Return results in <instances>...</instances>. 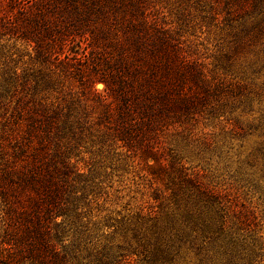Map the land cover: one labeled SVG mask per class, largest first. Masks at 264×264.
<instances>
[{"label":"rangeland","instance_id":"1","mask_svg":"<svg viewBox=\"0 0 264 264\" xmlns=\"http://www.w3.org/2000/svg\"><path fill=\"white\" fill-rule=\"evenodd\" d=\"M75 2L82 8L79 18L70 0H0V145L16 132L13 123L23 108L41 104L78 119L73 133L63 134L88 177L84 227L65 241L73 263L264 264V3L258 16L229 24L224 0ZM33 16L40 18L37 25L25 31L22 19ZM107 30L110 41L120 43L168 34L209 85L195 111L176 115L143 138L141 144L150 140L159 148L161 160L172 161L164 171L122 145L95 96L106 92L105 85L90 68L115 56L102 35ZM31 38H54L53 54L36 55ZM176 77L165 80L166 86L176 85ZM187 82L204 94L192 79ZM1 156L0 149V162ZM196 170L247 214L234 246L166 241L174 176Z\"/></svg>","mask_w":264,"mask_h":264},{"label":"trees","instance_id":"2","mask_svg":"<svg viewBox=\"0 0 264 264\" xmlns=\"http://www.w3.org/2000/svg\"><path fill=\"white\" fill-rule=\"evenodd\" d=\"M70 1L79 18L82 8ZM224 2L227 22L242 18L244 24L262 13L264 0ZM38 19L23 18L25 31L37 25ZM0 26H4L1 21ZM259 30H264V24ZM102 35L113 46L115 56L102 57L90 68L96 81L105 85L106 92H95V96L104 104L107 118L113 120V131L122 145L134 152L138 149L143 159L153 160V168L164 171L172 161L161 160L159 148L150 140L141 144L143 138L157 134L176 115L180 118L195 111L209 93V85L192 60L173 47L168 34L136 35L124 43L118 38L110 41L108 30ZM53 40L31 38L36 55L53 54ZM82 75V83L89 87L90 78ZM171 75L179 80L168 87L165 80ZM189 78L204 94L188 86ZM19 115L13 123L16 132L6 133L11 147L9 142L0 145V264H74L75 256L65 241L69 233L75 235L84 227L81 201L87 196L88 177L63 134L65 129L73 133L78 119L68 111L41 104L23 108ZM174 179L172 225L166 241L186 238L234 246L238 229L248 225L245 211L226 190L205 181L198 170L180 171Z\"/></svg>","mask_w":264,"mask_h":264}]
</instances>
